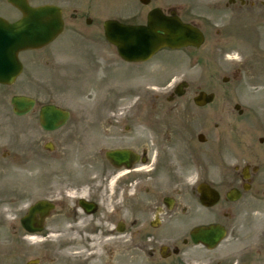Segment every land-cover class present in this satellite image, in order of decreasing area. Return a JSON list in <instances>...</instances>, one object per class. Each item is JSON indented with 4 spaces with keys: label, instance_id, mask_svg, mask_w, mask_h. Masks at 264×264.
<instances>
[{
    "label": "rangeland",
    "instance_id": "rangeland-1",
    "mask_svg": "<svg viewBox=\"0 0 264 264\" xmlns=\"http://www.w3.org/2000/svg\"><path fill=\"white\" fill-rule=\"evenodd\" d=\"M28 1L33 5L54 3V0ZM88 1L92 0H72L70 10L81 2L87 5ZM209 4V0H186L183 4L195 9L198 15L187 18L197 19L207 32ZM92 6L96 15L92 11L87 14L91 25L86 26L83 18L80 21L77 14L68 12L64 17V33L44 49L20 53L23 74L12 86L0 85V264H25L34 257H41L40 264L67 263L65 236L54 241L41 236L46 240L35 245L22 239L17 222L20 209L22 204L43 199L51 191H60L72 174L86 177L87 171L75 169L99 168L98 152L121 144L122 138L119 140L116 135L126 132L123 127L103 131L93 126L107 117L122 121L135 102V97L126 96L125 92L131 93L134 88L153 86L154 103L162 106V111L154 112V120H181L191 126L194 137L204 135L206 141L200 151L201 179L219 183L228 169L256 163L262 167L259 179L263 180L256 182L245 198L264 200V143L261 146L257 142L260 138L264 142V7L246 13L249 21L239 28L243 23L232 20L228 31L233 37L224 31L216 37L226 43H204L199 50H161L151 61L142 64L113 59V64L97 71L89 61L100 62L114 55L105 45L102 23L124 18L120 14L136 4L126 0H93ZM0 17L13 21L19 13L0 0ZM224 78L228 80L223 81ZM181 81L188 83L186 94L167 105V93ZM106 86L120 89L117 100L116 92L108 96ZM199 91L214 93V102L204 108L195 107L192 98ZM16 94L37 102L26 117L12 114L10 97ZM50 103L69 110L71 116L60 131L46 133L39 127L38 108ZM235 105L240 106L242 116L234 110ZM249 126L254 128L250 136L245 132ZM146 134L149 133L133 131L127 135ZM248 137L249 144L260 148V158L240 156L242 148L238 143L247 141ZM48 143L52 151L44 149ZM84 153L91 158L84 157Z\"/></svg>",
    "mask_w": 264,
    "mask_h": 264
},
{
    "label": "flooded vegetation",
    "instance_id": "flooded-vegetation-1",
    "mask_svg": "<svg viewBox=\"0 0 264 264\" xmlns=\"http://www.w3.org/2000/svg\"><path fill=\"white\" fill-rule=\"evenodd\" d=\"M92 1L87 5L81 2L72 10V0H54V5L60 8L63 18L68 12L77 14L76 18L88 26L92 20L87 14L95 13ZM126 1L136 7L121 14L124 18L114 20L125 25H146L153 11L166 17L175 15L200 30L203 43H226L216 37L230 29L232 20L243 23L239 28L249 21L246 13L264 7V0H209L207 32L197 19L187 18L197 14L195 9L183 5L186 0ZM115 57L89 62L102 71L118 59ZM106 89L108 96L116 92L114 99L119 98L120 89ZM152 90V86H145L134 88L131 93L126 91V96L132 95L135 102L125 118L98 122L103 131L123 127L126 133L116 135L122 143L98 152L99 168L74 170L87 171L86 177L72 174L64 188L47 194L44 199L53 203L54 209L43 221L37 217L43 231L34 235L49 239L65 236L66 264H264V200L245 198L256 182L263 180L259 179L261 165L234 166L219 183L201 179L200 151L204 142L194 137L191 126L181 120H154V112L162 111V106L154 103ZM172 93L167 105L180 99ZM237 113L244 114L240 108ZM252 130L249 126L245 132L250 136ZM133 131L149 134L127 135ZM248 141L250 137L238 143L242 148L240 156L260 158V148ZM257 142L262 146L263 138ZM111 149L128 151L134 157L113 166L106 160ZM83 156L91 158L88 153ZM201 188L209 194L216 192L218 199L203 203L198 192ZM22 205L18 220L26 240L33 235L22 227L30 205ZM36 258L40 264L41 257ZM32 259L35 257L25 264Z\"/></svg>",
    "mask_w": 264,
    "mask_h": 264
},
{
    "label": "water",
    "instance_id": "water-1",
    "mask_svg": "<svg viewBox=\"0 0 264 264\" xmlns=\"http://www.w3.org/2000/svg\"><path fill=\"white\" fill-rule=\"evenodd\" d=\"M8 1L22 13V19L11 25L0 19V83L2 84H11L18 75V52L42 48L55 40L62 31L60 13L54 7L32 9L25 0ZM104 26L105 38L116 46L118 55L127 63L146 61L163 48L198 47L203 40L196 29L179 23L176 18L163 17L161 13L155 11L149 15L145 27L124 26L114 21H108ZM184 86L183 84L179 89ZM212 98V95L201 93L194 101L197 105H204ZM33 104V101L26 98L12 100L16 115L28 113ZM67 119L68 114L54 106L43 107L40 111L41 124L47 130L56 129ZM106 157L117 166L119 163L116 162L129 159L131 155L126 151H111ZM200 192L202 201L214 199L216 196L212 192L205 194L203 188ZM49 208H51L49 204L40 202L31 208L30 213H46ZM32 217L28 218L26 226L30 231H33L29 227L32 224Z\"/></svg>",
    "mask_w": 264,
    "mask_h": 264
},
{
    "label": "bare ground",
    "instance_id": "bare-ground-1",
    "mask_svg": "<svg viewBox=\"0 0 264 264\" xmlns=\"http://www.w3.org/2000/svg\"><path fill=\"white\" fill-rule=\"evenodd\" d=\"M31 240H34V239H31Z\"/></svg>",
    "mask_w": 264,
    "mask_h": 264
}]
</instances>
